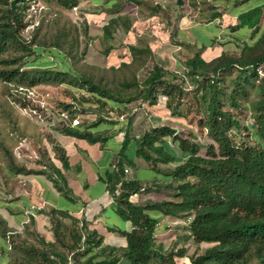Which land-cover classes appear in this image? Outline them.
<instances>
[{"label": "crops", "instance_id": "0c3cea01", "mask_svg": "<svg viewBox=\"0 0 264 264\" xmlns=\"http://www.w3.org/2000/svg\"><path fill=\"white\" fill-rule=\"evenodd\" d=\"M77 1V20L83 29V62L99 69H117L132 62L129 51L134 48L149 51L158 67L183 75L188 70L185 61L194 55L210 63L222 54L236 57L244 44H252L258 34L231 27L237 24L239 14L264 5V0ZM138 104L129 110L128 120L114 111L111 122L81 125V129L89 128L92 135L99 137L94 143L59 128L45 129L50 139L48 163L35 167L33 174H11V179L2 184L7 196L0 198V264H10L14 258L19 262L35 261L36 253L27 250L33 245L24 246L28 245L27 237L51 248L69 243L79 251L84 235L92 231L103 238L101 248L106 249L99 260L116 256L119 264L124 259L117 249L125 246L121 233L129 232L131 224L115 212V198L107 190L106 175L120 161L128 170L121 181L136 182L139 187L129 198L133 204L169 199L162 191L143 193L147 187L161 185L158 181L162 176L136 156L137 140L149 131L145 126L148 123L141 126V121L153 117L156 106L165 105L156 103L147 109L146 103ZM120 106L113 104L114 109ZM101 125L106 128L93 132ZM163 141L165 150L178 159L180 153ZM172 163L176 165L169 162ZM116 188V194L124 191L120 183ZM8 235L15 236L23 250L15 257L9 255L12 248L7 244Z\"/></svg>", "mask_w": 264, "mask_h": 264}, {"label": "trees", "instance_id": "16d2710c", "mask_svg": "<svg viewBox=\"0 0 264 264\" xmlns=\"http://www.w3.org/2000/svg\"><path fill=\"white\" fill-rule=\"evenodd\" d=\"M27 1L0 0V54L12 45H20L19 34L25 28L21 12L27 8ZM78 5L77 0L60 1V6L68 10ZM236 22L231 28H245L258 34L252 44L242 46L238 56L228 57L222 54L207 63L194 55L185 61L190 74L198 69L206 73L201 79H193L192 82L195 90H208L205 125L213 143L207 145L204 156L199 154L200 146L196 142L177 135L166 125L149 129L137 140L136 156L147 162L153 172L160 174L168 182L166 186L172 189L167 195L169 199L144 205L133 204L129 198L139 191V187L136 182L121 181L124 173L120 161L106 175L107 190L115 198V212L122 220L131 224L129 232L121 233L125 238V246L120 248L119 253L128 264H149L153 258L163 264L173 262V251L162 254L153 249L158 219L152 218L150 211L158 212L163 217L188 218L189 236L195 242L211 245L201 255L188 258L186 264H264V5L239 14ZM72 31L74 39L68 53L72 52V47H78V33H83L82 28L75 26ZM67 36L68 33L63 32L58 39L62 37L66 42ZM129 52L132 61L142 55H151L147 50L134 48H130ZM224 69L236 70L238 80L232 89L235 99L241 95L248 97L246 85L257 89L258 99L252 109L254 126L261 141L259 144H238L230 135L231 130L240 126L238 119L224 108L219 97L215 77ZM208 72L212 74H207ZM68 76L70 74L67 72L42 66H37L35 71H0L2 81H15L28 87L49 81L72 84L76 77L68 79ZM164 77V71L153 65L140 84L132 81L121 83L120 87L128 90L142 86V102L149 106H154L158 96L163 95L167 98L165 107L169 110L173 101H177L176 106L178 105L182 89L165 81ZM255 82L258 83L257 86ZM82 83L89 93V98L83 101L85 104L104 107L107 100L113 99L112 91L88 80H83ZM123 90L116 92L119 98L126 96ZM118 102L123 104L122 101ZM175 108H172V115L176 114ZM198 124L202 122L198 121ZM62 130L70 136L91 143L99 140L98 136L89 132V128L66 127ZM164 138H171L177 143L180 152L178 159L165 150ZM125 142L126 138L123 145ZM159 144L161 145L158 146ZM159 162H175L176 165L168 173L162 174L157 167ZM127 163L130 164V161ZM62 164L66 166V161L63 160ZM22 172L30 173L22 169L15 170L16 174ZM119 183L124 191L116 194V184ZM80 241L81 236L78 237V242ZM102 243L103 238L95 231L84 235L81 246L86 247H82L84 251L80 255V261H75V264H117L116 256L99 260L92 254L98 248L101 253L106 251L101 248ZM183 254L184 251L180 250L179 256ZM39 257L35 264L52 262L41 252Z\"/></svg>", "mask_w": 264, "mask_h": 264}, {"label": "rangeland", "instance_id": "374dc122", "mask_svg": "<svg viewBox=\"0 0 264 264\" xmlns=\"http://www.w3.org/2000/svg\"><path fill=\"white\" fill-rule=\"evenodd\" d=\"M60 1L28 0L27 8L21 12L25 28L19 34L20 45H12L6 52L0 54V71L9 69L35 71L37 66H42L46 69L67 72L70 74L68 79H72V76L76 77L72 84L49 81L32 87L15 81L8 83L0 79V198L5 199L7 196L6 190L2 189V184L5 185L6 179H11V174H16L15 170L22 169L33 174L35 167L48 163L50 139L45 129L47 127L66 128L58 121L56 111H70L71 114L79 116L81 125H86L99 119L103 122H111L114 111L117 115L124 114L128 120L130 119L127 116L129 110L138 107V103H144L142 102V86L123 90L120 84L132 81L140 84L151 67L155 65L152 55L139 56L136 61L117 69H99L86 64L83 62L79 33L78 47L74 45L72 52L68 53L74 39L73 26L81 28L77 20L79 12L61 7ZM63 32L68 33L66 42L62 37L58 39ZM22 63L25 64L22 65ZM162 70L165 73V81L181 87V97L178 99V105L176 106L177 101H173L169 110L165 106V108L156 106L155 115L148 120L141 121V126L146 122L149 125H145L146 130L151 129L152 126L171 127L177 135L196 142L200 146L199 154L204 156L207 145L213 143L207 134L205 125L208 90H195L192 82L193 79H201L206 73L198 69L193 74L187 70L183 75L168 69ZM207 74H212V72ZM236 76L235 69H224L219 71L215 77L224 108L233 113L239 122L240 127L231 130L230 135L238 144H259L261 141L254 126L252 109L258 99L257 89L245 84L248 97L244 98L241 95L235 99L232 89L235 87V81L238 80ZM83 80L112 91L113 99L107 100L104 107L85 104L83 101L89 98V93L82 85ZM257 85L258 83L255 82V86ZM122 90L126 96L119 98L116 92ZM118 101H122L123 104ZM166 102L167 98L164 99L163 95L158 96L157 103H160V106L166 105ZM113 104L121 105V109H114ZM150 107L152 108L146 105L147 109ZM174 107H176V114L172 115L171 111ZM198 121L202 124H198ZM102 127L106 128L104 125L97 126L93 132L99 131ZM164 140L168 141L172 151L176 154L180 153L176 142L171 138H164ZM174 165L159 162L157 167L160 173L166 174L173 169ZM19 174L27 175L24 172ZM158 182L162 183L155 185L157 189L154 188L155 186H150L143 193H161L162 191L168 195L172 192V189L166 186L168 182L163 177ZM149 214L152 218L158 219L153 249L162 254L173 251L175 255L172 263L164 264H186L188 258L201 255L206 248L211 246L195 242L189 236L188 218L163 217L158 212L151 211ZM3 236H6L4 231ZM8 236L7 244L12 248L9 255L15 257L19 251L23 252V250L15 236ZM27 238L29 239L27 240L28 245L24 246L33 245L32 248L27 249L28 252L36 253L34 256H37V259L40 258L39 253H43L49 261H52L51 264H75L80 261V255L84 251L82 249L75 251V247L69 243L51 248L42 245L33 237ZM3 249L6 250L5 245ZM117 250V253H120V248ZM180 250L184 251L181 257L179 256ZM92 254L97 258L104 255L100 250H93ZM18 263L35 264L36 262L33 259H23L19 262L14 258L10 264ZM119 264H128V262L124 258ZM149 264L163 263L153 258Z\"/></svg>", "mask_w": 264, "mask_h": 264}, {"label": "built area", "instance_id": "2783aa9c", "mask_svg": "<svg viewBox=\"0 0 264 264\" xmlns=\"http://www.w3.org/2000/svg\"><path fill=\"white\" fill-rule=\"evenodd\" d=\"M74 11L77 10V7L72 8ZM166 97H164L165 99ZM135 111V109L132 111V113ZM56 116L58 118V121L63 123L66 127L74 128V127H80V118L78 115H73L69 111H56ZM123 172L126 174L128 172L127 169H123Z\"/></svg>", "mask_w": 264, "mask_h": 264}]
</instances>
